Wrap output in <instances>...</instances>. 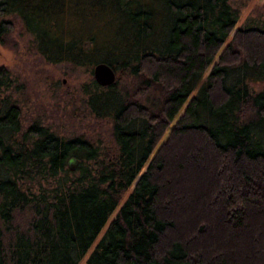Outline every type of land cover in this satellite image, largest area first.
I'll return each mask as SVG.
<instances>
[{"label":"trees","instance_id":"obj_1","mask_svg":"<svg viewBox=\"0 0 264 264\" xmlns=\"http://www.w3.org/2000/svg\"><path fill=\"white\" fill-rule=\"evenodd\" d=\"M5 14L46 61H104L117 75L80 87L110 119L114 154L98 160L81 136L22 128L0 65V264H78L94 241L83 264H264V89L248 87L264 79V27L239 26L224 44L227 0H0ZM186 173L210 197L171 218Z\"/></svg>","mask_w":264,"mask_h":264},{"label":"rangeland","instance_id":"obj_2","mask_svg":"<svg viewBox=\"0 0 264 264\" xmlns=\"http://www.w3.org/2000/svg\"><path fill=\"white\" fill-rule=\"evenodd\" d=\"M227 2L234 10L236 20L224 44L239 26L264 27V0H227ZM2 18L9 20V25L0 34V65L5 66L12 77L11 87L6 88L3 93L10 94L18 105L21 127L24 128L31 122H37L63 138L78 135L97 148L98 160L102 156L112 157L115 142L110 134V119L94 116L85 104V96L80 89L81 84L92 77L91 69L75 66L66 61L54 63L46 61L33 48L31 35L24 30L17 16L5 14L0 16V19ZM119 78L118 89L122 91L125 86L127 90H130L133 77L128 73H122ZM248 87L251 92L262 90L264 79L248 81ZM153 96H156L155 91H149L142 101L150 102ZM247 112L249 114L250 111ZM171 153L173 154L171 159L176 161L178 158L176 151L171 150ZM94 164L92 159L83 162L86 167L94 166ZM171 165L172 162L168 161L165 169H170ZM70 171L77 173L76 169ZM164 175L163 173V177ZM51 180V178L48 179V182ZM174 181L176 182V188L172 189L174 193L180 197L184 195L186 198L182 200L176 197L175 202L170 203V210L166 215L171 218L179 216L181 219L183 215H186V209L205 202V198L203 201L198 199V194L206 197L205 191L208 190V184L200 180L197 174L192 173H186L184 178L180 180L175 178ZM159 197L163 199L162 201L167 199L165 194L158 195V199ZM113 215L114 212L110 218ZM94 243L95 241L78 264H83Z\"/></svg>","mask_w":264,"mask_h":264},{"label":"water","instance_id":"obj_3","mask_svg":"<svg viewBox=\"0 0 264 264\" xmlns=\"http://www.w3.org/2000/svg\"><path fill=\"white\" fill-rule=\"evenodd\" d=\"M91 74L95 82L105 86L112 83L115 79V71L108 63L97 61L92 65ZM77 158L73 155L68 156L66 165L69 169H74L77 164Z\"/></svg>","mask_w":264,"mask_h":264}]
</instances>
